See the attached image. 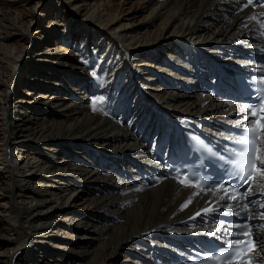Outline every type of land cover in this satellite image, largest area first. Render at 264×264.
Masks as SVG:
<instances>
[{
  "label": "bare ground",
  "instance_id": "1",
  "mask_svg": "<svg viewBox=\"0 0 264 264\" xmlns=\"http://www.w3.org/2000/svg\"><path fill=\"white\" fill-rule=\"evenodd\" d=\"M114 1L58 0L44 25L51 0H0V264H167L202 226L189 217L215 199L202 193L180 211L195 189L130 179L175 122L236 113L207 92L205 70L264 45L248 19L264 20V2ZM55 25L68 38L49 41Z\"/></svg>",
  "mask_w": 264,
  "mask_h": 264
},
{
  "label": "snow or ice",
  "instance_id": "2",
  "mask_svg": "<svg viewBox=\"0 0 264 264\" xmlns=\"http://www.w3.org/2000/svg\"><path fill=\"white\" fill-rule=\"evenodd\" d=\"M252 4L253 0H248L245 7ZM260 16L264 17V13H261ZM248 19L257 21L260 28L264 29V20L258 19L255 15L250 16ZM261 35L264 36V31L261 32ZM93 75L95 76L96 73H93ZM259 82L264 84V77H261ZM103 99V97H97L92 101L93 111L101 110L98 105L103 103ZM259 101L258 104L245 103L240 107V111L244 115L241 121H237V126L242 129V134L233 138L235 144L240 146L239 150L233 148L231 150L233 157L227 160L223 156L219 157V160L223 161L221 167L225 165L232 166L230 178L233 175L239 176L240 182L248 186L247 191L241 193L235 185L229 187L223 183H217L215 187H206L201 180L195 179V177L190 178L186 174L181 175L178 170L177 175L174 177L177 183L183 188L195 189L180 204V211L189 208L194 202V198L202 193H210L215 198L208 206L202 207L194 216H190L189 219H195L201 216L202 213L215 212L216 208L212 205H218L220 202H226V208L231 210L226 212V215H243L245 221L256 218L255 211L257 205L261 209H264V201L249 199L254 194V184L259 185L262 192H264V123L260 122L264 121V88L261 89ZM250 116L258 117L255 123L250 120ZM245 125L247 126L245 127ZM198 143L203 144V141H198ZM207 151L212 156H216V153L212 152L211 148H208ZM224 170L226 172L228 171L226 167ZM260 220L264 221V214L260 216ZM233 227L240 229V232L235 234L230 233L228 227L221 221L219 229L213 228L212 231L207 233L208 236H214L218 232L223 231L227 235L242 237L230 240L225 249H221L218 253L207 256V264H254V262L255 264H264V258L257 261V250L264 252V227H262L260 233H257L255 228L250 227L247 222L235 224Z\"/></svg>",
  "mask_w": 264,
  "mask_h": 264
},
{
  "label": "rangeland",
  "instance_id": "3",
  "mask_svg": "<svg viewBox=\"0 0 264 264\" xmlns=\"http://www.w3.org/2000/svg\"><path fill=\"white\" fill-rule=\"evenodd\" d=\"M49 1V0H48ZM57 1L58 0H51V3H52V8H51V11H50V15L48 16V14L46 13V11H44L43 12V8L41 9V8H38L37 10H38V20L36 21V22H34L33 24H31V29H37V23H39V21H40V18L41 17H43V15L41 16V15H39V13L40 14H42L41 12H43L44 13V15H45V13H46V15L43 17L44 19H45V23H44V25H47V24H53V18H54V16L55 15H57V12L55 11L56 10V6H57ZM118 2H119V0H115L113 3H115V4H118ZM63 29V27H59L58 25H55L54 26V28H53V31H52V33H49L47 36H46V38L49 40V41H52V40H62V39H64V38H68V37H66L67 35L66 34H68V33H71V30H69L66 34H63L62 33V30ZM85 30H83L82 32H81V36H83L84 35V32ZM165 36V35H164ZM166 37V36H165ZM71 44L72 45H76L75 47H77L78 49L79 48H81L82 47V45H77V43H74V40H75V37H72L71 39ZM164 46H165V44H164ZM158 46L157 47V49H156V53H154L157 57H159V53L161 54V51H163L164 50V48H166L167 46ZM158 53V54H157ZM163 53H166V51L164 50V52ZM198 55H200V53H197ZM189 56V54H187V57ZM162 57H166L165 56V54H162ZM137 58V57H136ZM194 58V56H193V54H192V58H191V60ZM193 61V60H192ZM135 62H137V61H135ZM154 63V62H153ZM214 63H216V62H214ZM137 65H138V63H136ZM216 66V65H215ZM194 85L195 84H188L187 85V87L186 88H192V87H194ZM17 151V152H16ZM26 153L24 152L23 153V155H25ZM21 155V152H20V150H15V153H14V158H15V156H20ZM21 167H20V169H19V171L20 172H22V171H27V167L25 166V167H23V163H21Z\"/></svg>",
  "mask_w": 264,
  "mask_h": 264
}]
</instances>
